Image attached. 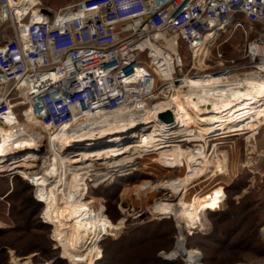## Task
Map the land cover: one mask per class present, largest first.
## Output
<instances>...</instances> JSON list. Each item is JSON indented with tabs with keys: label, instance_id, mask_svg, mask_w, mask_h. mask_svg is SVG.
<instances>
[{
	"label": "bare ground",
	"instance_id": "1",
	"mask_svg": "<svg viewBox=\"0 0 264 264\" xmlns=\"http://www.w3.org/2000/svg\"><path fill=\"white\" fill-rule=\"evenodd\" d=\"M37 3L11 0L17 14L32 7L35 21L43 18L34 6ZM210 38L214 37L204 36L191 54L197 71L207 69L194 63L206 45L210 49ZM179 43L177 35L160 32L140 45L148 57L147 61L141 60L143 70L152 68L157 78L167 83L168 89L155 102L130 103L112 112L86 114L55 130L42 125L29 105L24 109L25 124L15 113L0 119V174L18 173L36 186V198L45 203L44 217L53 224L54 235L68 253L70 264H96L90 244L93 236L105 228L94 221L96 207L91 205L88 181H102L130 170L139 157L153 158L169 172L179 168L177 177L159 181L156 186L169 189L175 196L183 191L178 203L158 201L151 211L162 217L174 216L179 227L177 246L166 261L172 262L184 250L187 261L194 264L202 255L197 248L187 247L184 228L200 230L206 211L223 203L225 188L237 176L231 172L230 151L218 140L248 133L246 164H256L252 155H256L257 147H249V142L264 121V76L249 74L243 82L210 73L185 76L184 83L178 85L173 72L177 64L183 65ZM168 111L170 115L165 114ZM226 132L230 133L220 135ZM42 144L46 146L44 156L39 155ZM208 144L212 146L210 152L206 151ZM99 162L106 171L95 168ZM121 220L106 228L119 231L125 222Z\"/></svg>",
	"mask_w": 264,
	"mask_h": 264
},
{
	"label": "built area",
	"instance_id": "2",
	"mask_svg": "<svg viewBox=\"0 0 264 264\" xmlns=\"http://www.w3.org/2000/svg\"><path fill=\"white\" fill-rule=\"evenodd\" d=\"M41 1L34 6L43 18L35 21L32 7L20 15L11 0H0V21L15 28L12 38L0 44L1 120L11 113L24 119L29 105L42 125L55 130L86 114L158 98L167 83L152 68L143 70L140 45L160 32L177 35L190 55L204 36L214 37L206 62L214 54L216 67L197 71L191 64L185 76L211 73L243 82L249 74L264 76V0H78L57 9ZM238 30L245 42L227 53L224 43ZM183 72L184 65L177 64L173 75L178 85L184 83ZM247 134L218 141L229 150L240 136L247 143ZM261 134L264 138V121L249 147H257ZM170 253L162 256L167 259ZM184 255L181 250L173 261Z\"/></svg>",
	"mask_w": 264,
	"mask_h": 264
},
{
	"label": "rangeland",
	"instance_id": "3",
	"mask_svg": "<svg viewBox=\"0 0 264 264\" xmlns=\"http://www.w3.org/2000/svg\"><path fill=\"white\" fill-rule=\"evenodd\" d=\"M75 1L78 0H42L45 6L53 9ZM14 30L11 22L0 21V44L12 38ZM228 37L223 47L227 53H233L235 46L245 42L240 30ZM179 45L183 78L193 64V58L185 43ZM209 50L206 45L200 51L202 55L196 57L194 66L216 67L214 54L210 64L206 62ZM141 55L147 61V53L144 51ZM160 83L158 80V85ZM22 108L19 107L17 112ZM19 120L26 123L23 118ZM263 145L261 134L257 137L258 152L252 155L256 164L247 165L245 136L237 138L236 145L229 149L231 172L237 176L225 188L223 203L206 211L200 230L184 228L185 243L188 248L200 251L201 264H264V153L260 151L264 149ZM45 150L46 146L42 144L39 155H46ZM100 163L95 168L106 171ZM38 165H42L41 158ZM10 174L13 173L0 174V264H70L68 253L54 235L53 224L44 217L45 203L36 198V186L18 173ZM179 174V168L169 172L153 158L139 157L130 170L109 175L102 181H88L91 205L96 207L94 221H97L96 226L105 227L93 236L90 244L96 264H187L185 255L172 262L164 259L162 254L177 246L179 227L174 216L162 217L151 211L158 201L178 203L183 191L175 196L169 189L163 186L156 189V186ZM31 199L38 203L33 204ZM123 218L125 222L119 231L111 229L113 232H110V228H106Z\"/></svg>",
	"mask_w": 264,
	"mask_h": 264
},
{
	"label": "trees",
	"instance_id": "4",
	"mask_svg": "<svg viewBox=\"0 0 264 264\" xmlns=\"http://www.w3.org/2000/svg\"><path fill=\"white\" fill-rule=\"evenodd\" d=\"M31 202L33 203V204H37L38 203V201H36V200H34V199H31Z\"/></svg>",
	"mask_w": 264,
	"mask_h": 264
},
{
	"label": "water",
	"instance_id": "5",
	"mask_svg": "<svg viewBox=\"0 0 264 264\" xmlns=\"http://www.w3.org/2000/svg\"><path fill=\"white\" fill-rule=\"evenodd\" d=\"M165 114H167V115L169 114V115H170L169 111L166 112ZM170 117H171V116H169V118H170ZM14 175H15V174H14ZM16 175H17V174H16ZM262 233L264 234V232H262Z\"/></svg>",
	"mask_w": 264,
	"mask_h": 264
}]
</instances>
